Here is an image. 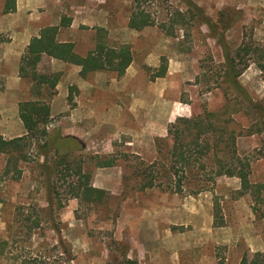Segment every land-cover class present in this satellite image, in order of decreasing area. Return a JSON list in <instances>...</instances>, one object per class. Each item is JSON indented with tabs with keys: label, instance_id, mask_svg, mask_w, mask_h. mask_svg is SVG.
<instances>
[{
	"label": "rangeland",
	"instance_id": "1",
	"mask_svg": "<svg viewBox=\"0 0 264 264\" xmlns=\"http://www.w3.org/2000/svg\"><path fill=\"white\" fill-rule=\"evenodd\" d=\"M56 1L58 15L76 25L61 38L70 35L78 54L93 48L96 28H103L110 45L129 46L132 63L120 77L93 74L80 87L65 72L67 109L49 118L46 130L57 144L56 134L83 143L68 165L57 163L53 150L44 162L36 140L8 166L0 154V264H238L244 255L264 252V128L223 82L213 33L187 15L178 17L187 0ZM190 1L216 24L233 54L243 45L264 49V0ZM139 12L149 25L130 29L131 14ZM223 24L230 26L223 31ZM240 54L239 65L248 64L238 82L264 107V68L254 63L261 59ZM163 57L165 75L152 79ZM85 89L94 96L90 114L84 113ZM203 110L219 113L236 135L251 188L222 176L182 194L140 190L138 172L155 159V141L170 144L169 124ZM103 161L112 165L98 167ZM75 162L91 186L104 190L100 201L73 197ZM44 163L50 170L41 169Z\"/></svg>",
	"mask_w": 264,
	"mask_h": 264
},
{
	"label": "trees",
	"instance_id": "2",
	"mask_svg": "<svg viewBox=\"0 0 264 264\" xmlns=\"http://www.w3.org/2000/svg\"><path fill=\"white\" fill-rule=\"evenodd\" d=\"M15 0H6L4 12L14 9ZM9 3L11 5H9ZM184 13H177L180 20L187 15L190 20L206 26L212 33L222 52V80L236 96L243 98L246 107L256 117L255 125L264 128V107L252 102L238 82L242 71L247 67V62L239 65L237 59L240 52L244 54H257L260 62L255 61L260 69L264 68V49L256 48L253 51L247 46L239 47L233 54L224 41L223 33L203 12L190 0L185 2ZM141 16V18H139ZM70 20L60 18L57 27H46L40 31L38 38L30 41L19 66V75L30 84V100L18 104V115L24 126L26 134L11 140L0 137V154L7 157L6 166L13 162V154H20L22 150L31 144L32 140L41 141L37 145L36 155L47 161L48 153L53 150V156L57 163L68 165L70 159H75L74 154L84 149L83 143L73 136L58 137L57 144L51 139L46 126L49 123V100L55 94V87L59 80L57 73L41 72L38 69V61L42 54L62 60L81 67L80 76L96 71L114 72L118 77L123 75L132 62V53L128 45H110L105 38L106 31L96 28L94 48L85 57H79L72 52V45L59 43L56 34L59 27H66ZM149 25L142 12L131 14L128 27L141 30ZM223 24V31L228 29ZM171 34V33H170ZM252 58V57H251ZM237 61V62H236ZM242 64V63H241ZM166 72V59L161 58V64L152 76L161 78ZM167 139L155 141V159L138 172L139 189H159L171 194H182L186 187L194 186L204 190L207 184H213L219 177H235L240 182L242 189H249L250 165L240 160L236 155V135L233 131L221 124L220 114L203 110L200 115L189 118L178 117L169 124L166 129ZM15 165V162H14ZM111 161L98 163V167H109ZM77 179L72 187L73 197L87 202L100 201L104 190L92 187L89 184V174L82 171L80 162H75ZM44 171L50 170L44 163L41 165ZM48 207H51V199H47ZM123 259L125 253H123ZM238 264H264V252H255L251 257L244 255Z\"/></svg>",
	"mask_w": 264,
	"mask_h": 264
},
{
	"label": "crops",
	"instance_id": "3",
	"mask_svg": "<svg viewBox=\"0 0 264 264\" xmlns=\"http://www.w3.org/2000/svg\"><path fill=\"white\" fill-rule=\"evenodd\" d=\"M56 2V0H15L14 9L4 12L6 0H0V137L4 140H11L26 134L18 115V104L31 99L30 84L19 75L20 61L30 41L33 38H38L42 29L46 27H57L59 25L61 17L57 13L59 9ZM9 5L11 4L9 3ZM75 26L70 21L68 26L59 27L56 40L59 43L71 44L72 52L75 55L85 57L93 50L94 46L85 55H80L76 51L75 42L69 38L70 35L64 39L61 38V34H66L67 31L69 33V30L75 31ZM40 61H46L50 69L48 71L42 69ZM38 69L41 72L57 73L59 75V80L55 87V94L49 100L50 118L59 111L67 109L66 98L68 91L62 86V82L65 81L63 76L66 73L68 74L67 77H70L80 87L81 84L87 83L86 81L91 75L103 76L102 74L105 72H110H90L82 77L80 76L81 67L79 65L67 63L44 54H42L38 61ZM81 93L86 98L83 105L85 108L84 113L90 114L94 104L93 92L85 89ZM83 106L81 107L83 108ZM73 114H75L74 111H71L72 117ZM94 188L101 189L98 187Z\"/></svg>",
	"mask_w": 264,
	"mask_h": 264
}]
</instances>
